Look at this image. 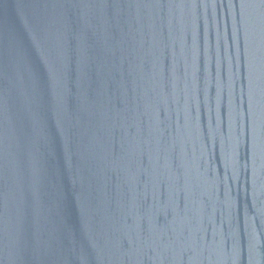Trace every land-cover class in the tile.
Returning a JSON list of instances; mask_svg holds the SVG:
<instances>
[{"label": "water", "instance_id": "95a60500", "mask_svg": "<svg viewBox=\"0 0 264 264\" xmlns=\"http://www.w3.org/2000/svg\"><path fill=\"white\" fill-rule=\"evenodd\" d=\"M66 264H264V0H92Z\"/></svg>", "mask_w": 264, "mask_h": 264}]
</instances>
